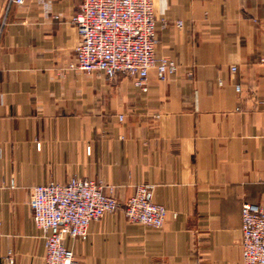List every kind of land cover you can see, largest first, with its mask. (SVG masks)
I'll return each instance as SVG.
<instances>
[{
    "label": "crops",
    "instance_id": "0c3cea01",
    "mask_svg": "<svg viewBox=\"0 0 264 264\" xmlns=\"http://www.w3.org/2000/svg\"><path fill=\"white\" fill-rule=\"evenodd\" d=\"M82 3L0 0V264H45L32 189L73 177L121 205L66 241L77 264H243L242 206L263 200L264 0H155V55L179 70L152 69L147 92L72 67ZM140 185L162 229L126 219Z\"/></svg>",
    "mask_w": 264,
    "mask_h": 264
},
{
    "label": "built area",
    "instance_id": "2783aa9c",
    "mask_svg": "<svg viewBox=\"0 0 264 264\" xmlns=\"http://www.w3.org/2000/svg\"><path fill=\"white\" fill-rule=\"evenodd\" d=\"M155 0H83L72 22L77 28L79 43L72 67L91 73L98 71L109 79L122 73L132 79L143 92L148 91V77L156 70L159 80L165 81L179 70L168 58L155 55ZM24 0H8V5H22ZM182 27L183 23L178 22ZM264 62V59H263ZM236 72V67L231 68ZM241 91V87H236ZM120 121L123 116H120ZM91 153V148H88ZM106 185L73 177L67 184L49 182L32 189L31 208L37 228L44 233L45 264H77L74 252L66 246L68 239L86 240L93 221L121 208L116 196L105 192ZM150 187H137L123 213L130 223H140L152 229H162L168 210L155 203ZM243 264H264V180L263 200L242 206ZM12 252L7 264H14Z\"/></svg>",
    "mask_w": 264,
    "mask_h": 264
}]
</instances>
